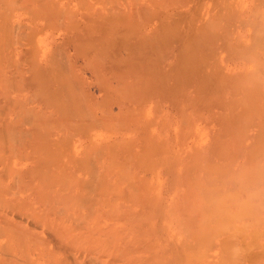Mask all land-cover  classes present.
<instances>
[{"label":"rangeland","instance_id":"rangeland-1","mask_svg":"<svg viewBox=\"0 0 264 264\" xmlns=\"http://www.w3.org/2000/svg\"><path fill=\"white\" fill-rule=\"evenodd\" d=\"M72 1L54 0L52 4L54 11L62 13L64 23L66 17L63 11L70 13L73 19L79 21L80 26L78 25L77 29L63 30V25L54 29L46 25L49 17H53L56 12L50 10L53 16L46 12L49 17L45 13L44 18L38 13L41 8L36 12L42 5L37 4V7L34 3H39L40 0L33 2L0 0V85H2L0 106L5 107L7 111L3 109L6 113L3 111L0 115V191L6 192L1 191L2 195L0 194L2 199H0V211H4L7 220L11 221L10 224L14 222L16 227L14 225L13 228H19L18 230L21 231L27 229L25 230L27 235L31 230L40 236L45 235L44 227L47 221L54 226H57L55 225L57 223L62 227L70 225L69 229L79 221H75L77 217L78 219L80 217L81 221L86 218L85 222H89L90 228L94 226L93 228H98L102 233H107V230L115 225L116 234L120 235L116 236L118 258L122 255H118V250L122 251L120 248L125 246L132 250L131 254H136L132 256L124 254L123 262L119 260L121 257L116 258L119 260L116 264H127L129 258L133 261L136 257L137 259L133 261V263L137 262L136 264L148 260L147 258L149 263L146 264L151 262L159 264L157 261L161 260L162 264L166 263L165 260L167 264H197L199 260L188 255L192 253L196 257L201 254L199 249L197 250L200 246L203 249L201 251H205L202 253L205 263L214 262L215 252H220L225 247L226 238L234 223H238L248 215L264 217V208H262L264 207L262 205L264 204V0H217V7L214 6L213 9L214 22H211L212 26L210 25L214 26L212 29L210 27V32L213 33L214 29L215 35L210 33L212 38L210 37L209 42L207 39L210 34L207 33V38L202 37L198 39L200 42L198 41L197 45L193 44L192 47L194 49L196 47L197 51L194 57L191 56L192 54L188 56L192 57V60L187 59V55L181 57L183 59L174 58L178 50L177 44L174 45V49L170 46V51L164 57L151 55L149 58L151 70L148 69L150 76L153 80L152 72L155 68L160 80L164 79V83L158 80L156 86L166 91L162 96L150 94L152 97H147L146 100L148 98L149 100L146 102L142 100V103L138 100H133L134 103L129 102L132 100L128 98L126 102L123 97L120 100L121 97L116 96L113 91L110 93L101 91L102 87L96 85L98 83L97 79L95 80L96 76L92 77L95 75L92 68L84 63L86 58L74 53L76 46L74 43L76 44L80 39L93 40L101 37L103 40L111 41L114 37L107 31L99 34L92 30L90 24L98 25L101 22L98 19L90 22L85 11L80 8L77 10ZM23 6L28 8L24 9ZM191 6L194 7L195 4ZM43 8L48 9L45 5L42 6ZM91 8L89 12L94 15L100 9V5L95 3L94 8ZM82 17H86V20ZM186 18H183L184 25L188 22ZM184 47L187 49L188 45ZM145 52L149 53L146 50ZM119 53L117 54L116 51V56L125 55ZM119 56L117 61L120 59ZM57 57H62L68 66L75 69L73 78L81 80L82 84L84 81L79 90L83 87L85 90L81 92L77 88L79 83H76L77 80L74 81L77 84L76 92L84 95L82 92L89 91L88 99L90 100L91 97L92 104L99 108L97 113L95 111V116H100L102 119V116H106V113L108 115L112 109L114 115L112 120L116 119L115 122L111 117H109L111 123L106 122L109 121L107 117L105 124L85 123L88 120L82 119L80 113L86 112L84 111L86 109L82 111L79 106L75 108L76 103L80 102L74 103L75 98L72 100L70 97L72 92V86L68 82L70 77L67 78L64 72H59L54 60ZM177 68L179 71L176 70ZM145 74L150 77L148 73ZM163 74L170 77L165 79ZM62 79L65 81L62 82ZM94 80L97 83H94ZM151 85L150 87H153V84ZM168 89H171L170 93ZM62 96H65L64 99ZM80 99L86 108L87 104H91L87 98ZM71 107L77 112H72ZM65 111L69 113V117ZM70 113H74L73 119L70 118ZM132 113L142 115L139 119V115L134 117L131 116ZM22 118L28 121L24 122L26 119L23 121ZM18 135L24 138H19ZM62 172L65 174L63 175ZM78 179L81 183L77 181ZM28 186L32 188L28 189ZM82 186H86L83 191H81ZM93 187L95 189L100 187L98 190L100 193ZM47 197L52 200H48ZM83 198L84 201L80 200ZM5 200L17 210L8 208ZM176 200L180 202L177 204ZM24 203L27 205L25 206ZM3 204H6L5 207L8 209L2 206ZM182 206H188L186 207L188 210ZM77 207L78 210H75ZM6 210L8 213L5 212ZM63 210L66 211L62 212ZM240 210L241 212H237ZM236 212L239 220L234 215ZM15 213L18 215L23 213L22 218L19 219ZM112 213H115L116 217ZM41 214L44 215L43 221L40 220L41 224L38 223L41 227L35 229L32 223L35 218L37 221V218L42 217ZM190 222H194V226H191ZM195 222L198 223L199 227H196L199 230L196 229ZM83 224L87 223L83 222ZM1 226L0 249L7 251V254L10 251L12 253V245L14 246L15 242L13 240L19 238L23 240L24 237L26 238V233L21 234L22 232L16 229L14 231L12 228L16 232L12 234L7 229L10 225L6 229L5 227L2 229ZM76 229L72 232L70 228V232L77 234L83 230L82 227L81 230ZM111 235L114 237V234ZM111 235L107 233V238L110 236L112 239ZM119 237L126 239L122 238V242ZM202 237L206 238L204 240L207 242L203 239L194 242L195 238ZM127 239H130L128 243ZM209 240L210 242L212 240V243ZM133 242H135L134 247H132ZM198 243L202 245L197 247ZM195 251L196 254L198 252L197 255ZM7 254L5 252L6 258H8ZM34 254L31 253V259L37 258V254ZM156 255L159 256L157 260L153 258H156ZM8 256L10 257V254ZM126 260L129 261L126 263ZM39 261L43 260L39 257Z\"/></svg>","mask_w":264,"mask_h":264},{"label":"bare ground","instance_id":"bare-ground-1","mask_svg":"<svg viewBox=\"0 0 264 264\" xmlns=\"http://www.w3.org/2000/svg\"><path fill=\"white\" fill-rule=\"evenodd\" d=\"M22 1V0H21ZM27 1V0H26ZM54 1V0H53ZM53 1L52 0H40L39 3H34V5L36 4V6L38 7L39 4H41L42 6L45 5L48 9L46 8H43L42 9V6L36 10V12L40 9V11L38 12L39 14H41L42 16L45 15L46 12H48L49 14L52 15V13L50 12V10L54 11L53 10ZM29 2V0H28ZM27 2V3H28ZM30 2H33V0H30ZM36 2V1H35ZM69 2V1H68ZM76 7V9L78 10V8H80V10H84L85 13L88 15L87 18L90 22H92L93 19H98L99 23L98 25H92L90 24V28L92 30H94L95 32H98L99 34L103 33V32H108L110 35H112L114 38L111 40V41H106V40H103L101 39V37H98V38H95L93 40H82L80 39L76 44L74 43V53L76 55H79L80 57H83L86 58V60H84V63L85 65L88 67H90V69L92 68L93 72L95 75H92L93 76H96L95 77V80L97 79V83L95 80H94V83L96 82L98 86L102 87V90L101 91H104L106 93H110L111 91L114 92V94H116V96H119L120 100H125L128 98V100H132V101H129V102H133V100H138L140 101V103L142 102H146L149 100H146L147 97L149 96H162L164 95V88L162 87H159V86H156V83H158L161 78L159 77L158 73H157V70L154 68L152 71V77L154 78L152 80L151 76H150V72L149 70H151V68L149 67V58L151 55H158L159 57H164V55H166V53L168 51H170L169 47L170 46H173V49H174V45L177 44L178 45V50L176 52V54L174 55V58H179L180 59H183L181 57H184L186 56V58L188 59L190 56V54H192L191 56L194 57L197 49L195 47V49L192 47L193 44L194 45H197L196 43H198V41L202 38V37H205L207 38V33L208 35L211 33V34H214V29H213V33L210 32V27L212 26L211 22H214L212 21L213 20V17H214V6L217 7L216 5V2H218L217 0H215V2L213 3V0H73L72 1ZM226 2V1H224ZM5 3V2H4ZM24 3V1H23ZM26 3V2H25ZM95 3H99L100 5V9L98 11H96V13L94 15L90 14L91 12H89V9L91 7L94 8V4ZM16 4V2H15ZM31 4V3H30ZM38 4V5H37ZM68 4V3H67ZM72 4V3H71ZM195 4V6H194ZM214 4V5H213ZM220 4V3H219ZM225 4V3H224ZM73 5V4H72ZM191 5H193L194 7H192ZM8 7V4L6 5ZM26 6V5H25ZM220 6V5H219ZM225 6V5H224ZM228 6V5H227ZM19 7V6H18ZM24 7V6H23ZM33 6L31 5V8ZM35 7V8H37ZM215 7V8H216ZM6 8V7H5ZM28 7H24V9H27ZM184 8V9H182ZM34 9V8H33ZM54 9H55V6H54ZM59 9V8H58ZM62 9V8H61ZM92 9V8H91ZM90 9V10H91ZM2 10V9H1ZM29 10V9H28ZM32 11V9H30ZM63 10V9H62ZM68 10V8H67ZM3 11V10H2ZM1 11V12H2ZM7 11V10H6ZM70 11V10H69ZM218 11V10H216ZM5 12V11H4ZM33 12V11H32ZM56 13H54V16L53 17H49L46 13V15L49 17V21L48 23H46V25H48L50 28L54 29L55 28H58L60 27L61 25L64 26L63 30H65L66 28H75L77 29V27H79V21L73 19L72 15L67 14L66 11H63V13H65V23H64V17L62 16V13L60 12H57V11H54ZM71 12V11H70ZM220 12V11H219ZM85 14V15H86ZM60 16H62L60 18ZM47 17V19H48ZM184 17H187L186 21L187 24L184 25L183 24V18ZM44 18V16H43ZM82 18H85L86 20V17H82ZM5 19V18H4ZM198 19H202V20H198ZM87 20V21H88ZM198 20V22H197ZM46 21V20H45ZM47 22V21H46ZM81 22V21H80ZM184 22H185V19H184ZM185 22V23H186ZM4 24V23H3ZM79 25V26H78ZM84 25V23H83ZM88 25V24H87ZM211 25V26H210ZM216 25V24H214ZM7 26V25H6ZM86 26V25H85ZM214 28L211 27V29ZM4 30V29H3ZM19 30V29H18ZM8 32V31H7ZM6 32V33H7ZM4 33V31H3ZM6 33L4 34L6 36ZM13 34V33H12ZM209 35V39H207L208 41L212 38L211 36L212 35ZM215 35V34H214ZM12 36V35H11ZM119 36V37H118ZM121 37V38H120ZM211 37V38H210ZM215 37V36H214ZM13 38V36H12ZM11 38V39H12ZM127 38V39H126ZM203 38V39H205ZM9 39V38H8ZM76 39V37H75ZM78 39V38H77ZM199 39V40H198ZM206 40V39H205ZM206 40V41H207ZM214 40V39H212ZM10 41V40H9ZM8 41V43H9ZM204 41V42H206ZM207 41V42H208ZM6 42V40H5ZM200 42V41H199ZM210 42V41H209ZM208 42V43H209ZM203 43V42H202ZM211 43H214V41H211ZM185 45H188L187 49L186 47H184ZM189 46H191V48L189 49ZM214 46V44H213ZM125 49V50H124ZM227 49V48H226ZM146 51H148L149 53L147 54ZM187 50H189L190 52H187ZM224 50V49H223ZM116 51H117V54L120 52V51H124V53L121 52L120 55L122 54H125L123 56H119L117 55L116 56ZM126 52V53H125ZM146 53V54H144ZM150 53H153V54H150ZM172 54V53H171ZM74 55V54H73ZM198 55V54H197ZM196 55V56H197ZM62 56V55H61ZM120 57V59L117 61V57ZM71 57V56H70ZM65 58V57H64ZM76 58V57H75ZM205 58V57H204ZM77 59V58H76ZM192 60L193 58H189V60ZM55 60V64H57L56 66L59 68H57L59 70V72L61 73L64 72L65 76L68 78L70 77V81L67 80V78H65L69 84L72 86V92H70V97L72 98V100L74 99V103H76L77 101L80 102V103H76V107H75V104L72 102V105L74 104L73 107H75L76 109L79 108L83 111L84 108L86 110V112H82L80 113L81 115V118L84 119V120H88L86 121L85 123H90L92 125H100L99 122H102L105 124V121L107 119V117H111V120L113 118V114H112V109H110V111L108 112L110 116L107 115L106 113V116L103 115L102 117L105 118V119H101V117H97L95 116V111L97 113V110L99 108H96L94 104H92V102L90 101L91 100V97L90 100L88 99V95H90V93L88 94L89 91H85V92H82L84 93V95H82L81 93H77L76 89L78 88V91H83L84 87L82 89L79 90V87L81 85L84 84V81H83V84L82 82L80 83V81H78L76 78H73L72 76L74 75V70L72 67L68 66L66 64V60H64L62 57H57ZM185 60V58H184ZM183 60V61H184ZM54 62V61H53ZM70 62V61H69ZM209 62V61H208ZM69 64V63H68ZM72 64V63H71ZM186 64V63H185ZM36 65V64H35ZM70 65V64H69ZM76 65V64H75ZM182 65V63H181ZM55 66V67H56ZM72 66V65H71ZM85 66V67H86ZM181 67V66H179ZM38 68V67H37ZM75 68V67H74ZM184 68V67H182ZM149 69V70H148ZM177 71H179V69L177 68L176 69ZM57 71V70H56ZM181 71V70H180ZM58 72V71H57ZM66 72V73H65ZM68 72V73H67ZM92 72V73H93ZM145 73H148V76H145L146 74ZM184 73V72H183ZM187 73V72H186ZM58 74V73H56ZM63 74V75H64ZM67 74V75H66ZM70 74V75H68ZM62 76V75H61ZM164 77H166L165 79L169 78L170 76L166 75V74H163ZM43 77V76H42ZM58 77V75L56 76ZM40 78V77H39ZM45 78V77H44ZM151 78V79H150ZM163 78V77H162ZM183 78V77H182ZM181 78V79H182ZM94 79V78H93ZM188 79V78H187ZM53 80V79H52ZM57 79L55 78V81ZM59 80V79H58ZM64 82L65 80L62 79ZM77 80V82H76ZM151 80V81H150ZM60 81V80H59ZM78 84V87H77V84ZM154 83H153V82ZM157 81V82H155ZM161 81V80H160ZM164 79L161 81L163 82ZM50 82V81H48ZM61 82V84H62ZM112 82H114V84H112ZM47 83V82H46ZM66 83V82H65ZM116 83V85H115ZM164 83V82H163ZM16 84V83H15ZM64 84V83H63ZM153 84V87H150V85ZM186 85V84H185ZM2 86V85H0ZM64 86V85H63ZM67 86V84L65 85ZM152 86V85H151ZM77 87V88H76ZM4 88V87H3ZM81 88V87H80ZM173 89V88H172ZM75 90V91H73ZM85 90V89H84ZM169 90V89H168ZM171 90V89H170ZM170 90L168 91L170 93ZM75 92V94H74ZM87 92V94H86ZM185 92V91H184ZM183 92V93H184ZM72 93V94H71ZM74 94V95H73ZM80 94V96L78 95ZM151 94V95H150ZM52 95V94H51ZM55 95V94H54ZM72 95V96H71ZM87 98L88 99V102L90 101L91 104H87V108L85 107V105L83 104V102H81V99L79 98ZM151 96V97H152ZM188 96V95H187ZM63 97V96H62ZM65 97V96H64ZM64 97L62 99H64ZM123 97V98H122ZM186 97V95H185ZM79 100H78V99ZM193 98V96H192ZM83 99V101H84ZM128 100L126 102H128ZM143 100V101H142ZM76 101V102H75ZM124 101V102H125ZM142 101V102H141ZM8 102V101H7ZM85 102L87 103V101L85 100ZM162 102V101H161ZM187 102V101H186ZM11 103V102H10ZM85 103V104H86ZM159 103V102H158ZM9 104V103H8ZM16 104V103H15ZM79 104V105H78ZM13 105V104H12ZM11 105V106H12ZM94 105V108H96V110H94L93 106ZM101 105V104H100ZM71 106V104H70ZM69 106V107H70ZM92 106V107H91ZM102 106V105H101ZM107 106V105H106ZM146 106V104H145ZM144 107V106H143ZM147 107H150V106H147ZM5 108V107H4ZM3 107L0 106V115L2 114V112L5 110ZM72 108V107H71ZM75 108H72V112L75 113L76 109ZM111 108V107H110ZM145 108V107H144ZM4 109V110H3ZM33 109V108H32ZM65 108H63L64 110ZM70 109V108H69ZM93 110H94V113H93ZM103 110V109H102ZM6 111V110H5ZM4 111V112H5ZM108 111V110H107ZM7 112V111H6ZM5 112V113H6ZM28 112V111H27ZM77 112V111H76ZM134 112V111H133ZM65 113H67L65 111ZM74 113H70V118L73 119L72 117V114L74 115ZM101 113V112H100ZM111 113V114H110ZM30 114V113H29ZM68 117H69V113H67ZM133 114V113H132ZM26 115V114H25ZM28 115V114H27ZM99 115V114H97ZM102 115V114H101ZM136 117H138L139 115V119L141 117L142 114H135ZM135 115H131V116H134ZM33 116V114H32ZM35 116V114H34ZM122 116V115H121ZM127 116V115H125ZM130 116V117H131ZM30 117V116H29ZM68 117L66 118V120L68 119ZM69 118V119H70ZM21 119V118H20ZM26 119V118H25ZM24 119V120H25ZM28 119V117H27ZM26 119V121L24 122H27L28 120ZM33 119H35V117H33ZM65 119V116L64 118ZM101 119V121H100ZM131 120L133 119L130 118ZM14 120V119H13ZM90 120V121H89ZM110 118H109V121L107 120L106 122H110L111 121ZM116 120V119H115ZM115 120H112L113 122H115ZM124 120V119H123ZM138 120V118H137ZM20 121V120H19ZM22 121V122H23ZM92 121V123H91ZM21 122V121H20ZM21 122V123H22ZM32 122V121H31ZM117 122V121H116ZM16 123H18L16 121ZM70 123V122H69ZM68 123V124H69ZM94 123V124H93ZM111 123V122H110ZM6 124V123H5ZM25 124V123H24ZM113 124V123H112ZM165 125V124H164ZM7 126V125H6ZM5 126V127H6ZM16 126V124H15ZM111 126V125H109ZM14 127V126H13ZM113 127V126H112ZM4 128V127H3ZM163 128V127H162ZM4 130V129H3ZM9 130V128H8ZM80 130H82L80 128ZM8 132V131H7ZM82 132L84 133V130H82ZM181 132V131H180ZM188 132V131H187ZM1 133V132H0ZM16 134V132H14ZM27 133V132H26ZM11 134V133H9ZM23 134V133H21ZM186 134V133H185ZM5 135V134H4ZM8 135V134H7ZM24 135L26 136L27 134L24 133ZM37 135V134H36ZM35 135V136H36ZM161 135V134H160ZM2 136V135H1ZM12 136V135H11ZM39 136V135H38ZM37 136V138H38ZM8 137V136H7ZM19 137V135H18ZM17 137V138H18ZM23 137V136H22ZM22 137H19V138H22ZM3 138V136H2ZM9 138V137H8ZM16 138V137H15ZM13 138V139H15ZM24 138V137H23ZM27 138H28V135H27ZM33 138V137H32ZM40 138V136H39ZM12 139V141H13ZM31 139V138H30ZM1 140V138H0ZM10 140V139H9ZM8 140V141H9ZM17 140V139H16ZM15 140V141H16ZM23 140V139H21ZM32 140V139H31ZM34 140V139H33ZM4 141V140H3ZM24 141V140H23ZM23 141H22V144H23ZM35 142V141H34ZM2 143V142H1ZM5 143V142H4ZM15 143V142H14ZM3 144V143H2ZM10 144V143H9ZM8 144V145H9ZM16 144V143H15ZM14 144V145H15ZM21 144V143H20ZM13 145V144H12ZM4 147H6L5 145H3ZM17 146V145H16ZM20 146V145H19ZM22 146V145H21ZM25 147V146H24ZM28 148V147H26ZM2 149V148H1ZM14 149V148H13ZM19 149V148H18ZM100 149V148H99ZM98 149V150H99ZM95 150V149H94ZM9 151V150H8ZM14 151V150H13ZM153 151V150H152ZM5 152V151H4ZM16 152H19V151H16ZM15 152V153H16ZM35 152V150H34ZM41 152V150H40ZM64 152V151H63ZM24 153H27V152H24ZM50 153V152H48ZM97 153V151H96ZM45 154V153H44ZM43 154V155H44ZM89 154V153H88ZM15 155V154H14ZM19 155V153H18ZM24 155V154H23ZM28 155V154H27ZM48 155V154H47ZM46 155V156H47ZM129 155V153H128ZM12 156V155H11ZM61 156V155H60ZM20 157V156H19ZM49 157V155H48ZM97 158V157H96ZM73 159V158H72ZM92 159V158H91ZM60 160V159H58ZM71 160V159H70ZM154 160V159H153ZM96 161V160H95ZM43 162V161H42ZM55 162V161H54ZM67 162V161H66ZM80 162V161H79ZM88 162V161H87ZM46 164V163H45ZM88 164V163H87ZM92 164V163H91ZM90 165V164H89ZM155 165V164H154ZM83 166V165H82ZM187 166V165H186ZM184 165V167H186ZM88 167V166H87ZM92 168V167H91ZM7 169V168H6ZM183 169V168H182ZM186 169V168H185ZM189 170V169H188ZM65 171V170H64ZM91 171V170H90ZM6 172V171H5ZM33 172V171H32ZM36 173V172H35ZM67 173V172H66ZM62 174L64 175L65 173L62 172ZM21 175V174H20ZM33 175V174H32ZM31 175V176H32ZM185 175V174H184ZM19 176V175H18ZM100 176V175H99ZM20 177V176H19ZM34 177V176H33ZM97 177V176H95ZM184 177V176H183ZM16 178V177H15ZM22 178V177H21ZM50 178V177H49ZM123 178V177H122ZM188 178V177H187ZM2 179V178H1ZM14 179V178H13ZM47 179V178H46ZM76 179V178H75ZM20 180V179H19ZM97 180V179H96ZM185 180V178H184ZM78 182L81 183V181H79V179L77 180ZM25 182V180H24ZM49 182V180H48ZM84 182V181H83ZM187 182V181H186ZM15 183V182H14ZM22 183V182H21ZM63 183V182H62ZM90 183V182H88ZM96 183H98V181H96ZM19 184V182L17 183V185ZM23 184V183H22ZM52 184V183H51ZM65 184V183H64ZM91 184V183H90ZM2 185V184H1ZM15 184H13L14 186ZM21 185V184H20ZM19 185V186H20ZM82 185V184H81ZM94 185V184H93ZM99 185V184H98ZM191 185V184H190ZM31 186V185H29ZM27 187L28 189L29 188H32V187ZM78 186V185H77ZM88 186V185H87ZM90 186V185H89ZM101 186V185H100ZM2 187V186H1ZM8 187H11V186H8ZM7 187V188H8ZM15 187L17 188V186L15 185ZM39 187V186H38ZM68 187V186H67ZM86 187V186H85ZM84 186H82L81 188V191H83V189L85 188ZM14 188V187H13ZM12 188V189H13ZM37 188V186L35 187ZM89 188V187H88ZM94 188V187H93ZM100 187H98V189H95V190H99ZM104 188V187H103ZM102 188V189H103ZM110 188V187H109ZM3 189H6L3 187ZM63 189V188H62ZM66 189V188H65ZM86 189V188H85ZM112 189V188H111ZM187 189V188H186ZM7 190V189H6ZM11 190V189H10ZM9 190V191H10ZM18 190V189H16ZM64 190V189H63ZM116 190V188H115ZM124 190V189H123ZM127 190V189H126ZM2 191V190H1ZM0 191V194L2 192L6 193L5 190H3L2 192ZM12 191V190H11ZM26 191V190H25ZM24 191V192H25ZM36 191V190H35ZM102 191V190H101ZM37 192V191H36ZM99 192V191H98ZM129 192V191H128ZM235 192V191H234ZM81 193V192H80ZM100 193V192H99ZM104 193V192H103ZM123 193V192H122ZM185 193L187 194V192L185 191ZM191 193V192H190ZM193 193V192H192ZM233 193V192H232ZM98 194V193H97ZM102 194V193H101ZM107 194V193H106ZM104 194V195H106ZM140 194V193H139ZM2 195V194H1ZM45 195V194H44ZM86 195V194H85ZM124 195V194H123ZM229 195V194H228ZM234 195V193H233ZM48 196V195H47ZM77 196V195H76ZM99 196V195H98ZM102 196V195H101ZM114 196L116 197V194H114ZM120 196V195H119ZM125 196V195H124ZM232 196V195H231ZM45 197V196H43ZM42 197V198H43ZM85 197V196H84ZM105 197V196H103ZM108 197V196H106ZM123 197V196H122ZM121 197V198H122ZM194 197V196H193ZM227 197V196H226ZM100 198V197H99ZM120 198V199H121ZM181 198V197H180ZM188 198V197H187ZM191 198V197H190ZM238 198V197H237ZM1 199V197H0ZM48 199V197H47ZM50 199V198H49ZM48 199V200H49ZM115 199V198H114ZM124 199V197H123ZM129 199V198H127ZM192 199V198H191ZM2 200V199H1ZM4 200V199H3ZM52 200V199H50ZM82 201H84V198L83 199H80ZM126 200V198H125ZM223 200V199H221ZM6 203H7V207L8 208H13V205L10 206L8 201L5 200ZM37 201V200H36ZM79 201V200H78ZM86 201H87V197H86ZM85 201V202H86ZM94 201V200H93ZM100 200H98L99 202ZM107 201V200H106ZM109 201V200H108ZM113 201V200H112ZM177 201V200H176ZM194 201V200H193ZM225 201V200H224ZM3 202V201H2ZM91 202V201H90ZM101 202V201H100ZM139 202V201H138ZM178 202L180 201H177V204ZM261 202V201H260ZM1 203V202H0ZM76 203V201H75ZM81 203V201H80ZM102 203V202H101ZM185 203V202H184ZM197 203V202H196ZM23 204V203H22ZM48 204V203H47ZM57 204V203H56ZM83 204H85L83 202ZM92 204V202H91ZM145 204V203H144ZM180 204V203H179ZM182 204V203H181ZM190 204V202H189ZM5 205L3 204L2 206L5 207ZM16 205V204H15ZM25 205V203H24ZM27 205V204H26ZM25 205V206H26ZM66 204H64L65 206ZM110 205V203H109ZM147 205V204H146ZM186 205V204H185ZM259 205V204H258ZM257 205V206H258ZM264 205V204H262ZM20 206V205H18ZM48 206V205H47ZM51 206V205H50ZM80 206V205H79ZM94 206V205H93ZM145 206V205H144ZM178 206V205H177ZM175 206V207H177ZM227 206V205H225ZM256 206V207H257ZM260 206V205H259ZM258 206V207H259ZM17 207V206H16ZM15 207V208H16ZM23 207V206H21ZM32 207V206H31ZM49 207V206H48ZM183 207V206H182ZM188 207V206H186ZM186 207H183L184 209ZM249 207V206H248ZM6 208V207H5ZM6 208V209H8ZM63 208V207H62ZM65 208V207H64ZM89 208V206L87 207ZM113 208V206H112ZM190 208V207H189ZM199 208V207H198ZM254 208V207H253ZM264 208V207H262ZM11 209V210H13ZM21 210V208H19ZM23 209V208H22ZM31 209V208H30ZM187 209V208H186ZM185 209V210H186ZM14 210H17V209H14ZM33 210V209H32ZM32 210L30 212H32ZM62 210V209H61ZM67 210V208H66ZM66 210H63L62 212L66 211ZM75 210H78V207L77 209ZM184 210V211H185ZM188 210V209H187ZM261 210V209H260ZM34 211V210H33ZM116 211V210H114ZM180 211V210H179ZM183 211V213H184ZM189 211H191L189 209ZM253 211V209H252ZM0 226L2 224H5V225H2L1 228L9 226L10 228H7L8 231H11L14 232L18 229L16 228H13L14 227V222H12L11 225L10 222L11 221H8L7 218H6V214L3 213L4 211H0ZM7 212V210L5 211ZM11 212V211H9ZM17 212V211H15ZM79 212V211H78ZM187 212V211H186ZM203 212V211H202ZM237 212H241L240 211H237ZM237 212L236 214L234 213V215L236 216L237 215ZM8 213V212H7ZM45 213V212H44ZM58 213V212H57ZM80 213V212H79ZM78 213V215L80 216V214ZM82 213V212H81ZM253 213V212H252ZM251 213V214H252ZM17 214L16 216L20 218L21 217V213L20 215H18V213H15ZM31 214V213H30ZM37 213H35L36 215ZM43 214V213H42ZM41 214V215H42ZM75 214H76V211H75ZM91 214V213H90ZM93 214V213H92ZM195 214V213H194ZM197 214V213H196ZM200 214V213H199ZM198 214V215H199ZM241 214V213H239ZM27 215V214H26ZM32 215V214H31ZM33 215H34V212H33ZM38 215V214H37ZM52 215V214H51ZM77 215V216H78ZM112 215H115V213ZM123 215V214H122ZM186 215H188V213H186ZM193 215V214H192ZM233 215V217H235ZM15 216V217H16ZM43 216L42 217L40 216V218H37L38 222L36 221V218H35V221L32 223V226L33 228L37 229L38 226V223H40L41 221H43ZM58 216V215H56ZM76 216V217H77ZM97 216V214H96ZM111 216V214H110ZM181 216V215H180ZM232 216V214H231ZM48 217V215L46 216ZM112 217V216H111ZM109 217V218H111ZM116 217V215H115ZM122 217V216H121ZM124 217V216H123ZM141 217V216H140ZM192 217V216H191ZM190 217V218H191ZM195 216H193V219H194ZM197 217V216H196ZM201 217V216H199ZM197 217V218H199ZM209 217V216H208ZM230 217V216H228ZM238 216H236V219L239 220V218H237ZM249 217V215L247 216ZM246 217V218H247ZM34 218V217H33ZM33 218H32V221H33ZM99 218H102V217H99ZM105 218V217H104ZM107 218V217H106ZM108 218V220H109ZM114 218V217H113ZM242 219V220H239L238 223H234V226L233 228L230 230L229 232V235L227 236L226 238V242H225V247L219 252V251H216L215 252V256H216V260L214 262H208L206 261L205 263V259L202 257L203 256V252L205 251H201L203 249H201L202 247L200 246V248H197L198 251L201 252V254L197 252L198 256H193L192 253H190V255H188L190 258H196L198 259L199 261V264H264V217L262 216H258V215H254L252 217H249L247 219ZM68 219V218H67ZM73 219V218H71ZM75 219V218H74ZM73 219V220H74ZM241 219V218H240ZM1 220H3L1 222ZM31 220V219H30ZM41 220V221H40ZM81 221L80 217L78 219L75 220V221ZM83 220V218H82ZM86 218H84V221H81L80 224H77L79 223V221H77V223L75 222V224L73 226H71V231L76 229L75 225L77 226V229L80 228L81 230V227L83 228L82 231H80L79 233L77 234H73L70 232V228L68 229V227L70 226H58V223L55 224L57 226H54L53 223L50 224V222H46L45 223V226L44 227L46 229V234L45 235H38L33 233L32 230L30 231V234L27 235L26 231L27 229H23L22 231L21 230H18L20 231L21 234H25L26 238L24 237L23 240H21L20 238L19 239H15L13 240L14 242V246L12 245V253L10 251V253L7 254V251H0L2 254H0V264H116V261H121V263L123 262L122 259L123 258V255L126 254L127 256H132V255H136V254H131L132 250L128 249L129 247L125 246L123 248H120L122 249L121 250H118V255L119 254H122L121 256H117V253H116V241H118V238L116 236H118L116 234V226H111V229L109 228L107 230V233H109L111 235L114 234V237L111 235L112 239H110V236L109 238H107V233H102L101 230H99L98 228L95 229V228H90L89 226V222L86 221ZM88 220V219H87ZM96 220V219H94ZM98 220V219H97ZM189 220V219H188ZM227 220V219H226ZM225 220V221H226ZM230 220V219H229ZM232 220V219H231ZM14 221V220H13ZM20 221V220H19ZM18 221V222H19ZM67 221V220H66ZM191 221V220H189ZM228 221V220H227ZM65 222V221H64ZM84 223H87L86 225L83 224ZM93 222V221H92ZM229 222V221H228ZM97 223V221L95 222V224ZM184 223V222H183ZM192 225L191 226H194V222H190ZM202 223V222H201ZM226 223V222H225ZM41 224V223H40ZM61 224V222H60ZM59 224V225H60ZM81 224H83L81 226ZM198 224V223H197ZM195 222V227L198 226ZM219 224V223H218ZM230 224L231 221H230ZM62 225V224H61ZM81 226V227H78V226ZM99 225V224H98ZM148 225V224H147ZM189 225V223H188ZM217 225V224H216ZM12 226V227H11ZM97 226V225H96ZM201 226V225H200ZM16 227V225H15ZM30 227V226H29ZM41 227V226H40ZM73 227V229H72ZM75 227V229H74ZM113 227V228H112ZM185 227V226H184ZM183 227V228H184ZM189 227V226H188ZM199 227V226H198ZM198 227H196V229H198ZM227 227V226H226ZM230 227V226H228ZM2 228V229H3ZM12 228L14 229V231L12 230ZM21 228V227H20ZM31 228V227H30ZM190 228V227H189ZM192 228V227H191ZM205 228V227H204ZM216 228V227H215ZM218 228V226H217ZM10 229V230H9ZM16 229V230H15ZM76 229V230H77ZM146 229V228H145ZM185 229V228H184ZM194 229V228H193ZM201 230H203L202 228H200ZM212 229V228H211ZM221 229V228H220ZM230 229V228H228ZM226 229V230H228ZM98 230V231H97ZM149 230V228L147 229ZM189 230V229H188ZM199 230V229H198ZM200 230V231H201ZM207 230V229H206ZM25 231V232H23ZM222 231V230H221ZM28 232V231H27ZM73 232V231H72ZM191 232V230H190ZM204 232V231H203ZM208 232H211V231H208ZM226 232V231H225ZM10 233V232H9ZM16 233V232H14ZM19 235L20 233L17 232ZM29 233V232H28ZM129 233V232H128ZM147 233V232H146ZM149 233V232H148ZM152 233V231H151ZM191 233H194V232H191ZM3 234V233H2ZM8 234V233H6ZM13 234V233H12ZM190 234V233H189ZM200 234V233H199ZM197 234V235H199ZM211 234V233H210ZM17 235V234H16ZM150 235V234H149ZM209 235V233H208ZM216 235V234H215ZM11 236V235H10ZM120 236V235H119ZM122 236V235H121ZM136 236V235H135ZM196 236V235H195ZM217 236V235H216ZM134 237V236H133ZM193 237V236H192ZM214 237V236H213ZM12 238V237H11ZM121 238V237H119ZM123 238V237H122ZM122 238L120 239V241L123 242ZM209 238V237H208ZM123 239H126V238H123ZM136 239V238H135ZM194 239V238H193ZM196 239V240H195ZM194 239V242H198V241H201L202 239H206V238H201V239H198V238H195ZM128 240V239H127ZM126 240V241H127ZM130 240V239H129ZM129 240L127 241V243L129 242ZM225 240V239H224ZM125 241V240H124ZM125 241V242H126ZM206 240H204L205 242ZM222 241V239H221ZM12 242V241H11ZM124 242V243H125ZM137 243V241H135ZM135 242L132 243L135 244ZM207 242V241H206ZM210 242V240H209ZM121 243V242H120ZM126 243V244H127ZM212 243V240L211 242ZM12 244V243H11ZM16 244V245H15ZM118 244V243H117ZM122 244V243H121ZM120 244V246H122ZM202 245V243H198L197 244V247H199V245ZM3 245V244H2ZM125 245V244H124ZM130 245V246H132ZM204 245V243H203ZM206 245V244H205ZM129 246V245H128ZM139 246V245H138ZM209 246V245H208ZM211 246V245H210ZM209 246V247H210ZM134 247V245L132 246ZM131 249H134L132 248ZM206 247V246H205ZM221 247V246H220ZM127 248V249H126ZM136 248V247H135ZM138 248V247H137ZM150 248V245L148 246V249ZM4 249V248H3ZM10 249V248H9ZM126 249V250H125ZM206 249V248H204ZM221 249V248H220ZM125 250V251H124ZM129 250V252H127ZM139 250V249H138ZM122 253H120V252ZM134 251V250H133ZM140 251H142L140 249ZM184 251V250H183ZM5 252L7 254V257L5 256ZM9 252V251H8ZM124 252V253H123ZM129 254H127V253ZM135 252V251H134ZM133 252V253H134ZM146 252V251H145ZM178 252V251H177ZM207 252V251H206ZM31 253H35L37 254V258H33L31 259L30 258V255ZM4 254V256H3ZM10 254V257L8 256ZM34 254V255H35ZM141 254V253H139ZM157 254V253H156ZM168 254V253H167ZM192 254V255H191ZM195 254H196V251H195ZM194 254V255H195ZM196 254V255H197ZM205 254V253H204ZM2 255V256H1ZM125 255V256H126ZM138 255V254H137ZM175 255V254H173ZM177 256L179 254H176ZM211 255V254H210ZM157 256L156 255V258L153 257L155 260H157ZM187 256V255H186ZM187 256V257H188ZM39 257L43 260L42 262L39 261ZM159 257V256H158ZM170 258L171 255H169ZM174 257V256H173ZM199 257V258H198ZM116 258H118L119 260H116ZM152 258V256H151ZM175 258H177L175 256ZM182 258V257H181ZM206 258V256H205ZM137 259V257H136ZM134 259V260H136ZM142 259V258H141ZM149 260V258H147ZM159 259V258H158ZM179 259V258H178ZM130 260V261H129ZM129 262L126 260V263L127 264H136V263H133V258L131 261V259L129 258ZM148 260H144L143 262L139 263V264H146V263H149ZM161 260V259H159ZM173 260V259H172ZM204 260V261H203ZM148 261V262H147ZM159 262V264L161 263L162 264V260L161 261H157V263ZM165 264H167V261L165 260ZM174 262V260H173ZM197 262V260H196ZM197 262V264H198ZM120 263V262H118ZM153 263V262H151ZM150 263V264H151ZM171 263V262H170ZM154 264V263H153ZM169 264V263H168ZM173 264V263H172Z\"/></svg>","mask_w":264,"mask_h":264}]
</instances>
